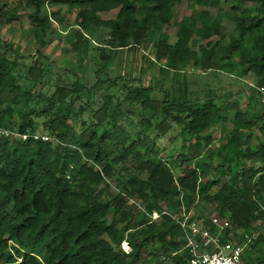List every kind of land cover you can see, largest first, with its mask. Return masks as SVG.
Returning a JSON list of instances; mask_svg holds the SVG:
<instances>
[{
  "label": "trees",
  "instance_id": "obj_1",
  "mask_svg": "<svg viewBox=\"0 0 264 264\" xmlns=\"http://www.w3.org/2000/svg\"><path fill=\"white\" fill-rule=\"evenodd\" d=\"M27 1L42 45L52 20L63 21L60 9L41 15L43 5L78 8L68 37L80 64L59 69L41 48L28 62L13 41L0 37V126L20 134L0 136V264H147L144 252L157 243L169 264H191L174 216L198 199L229 219L225 240L264 221V140L251 147L252 135L244 137L264 113L253 117L235 102L219 104L217 92L192 96L185 85L172 94L166 85L169 71L192 65L204 72L240 67L264 87V0H235L228 41L221 0ZM181 5L197 11L191 22L176 21L174 9ZM113 10L114 18L102 17ZM17 17L0 11L1 23ZM173 26L171 39L166 28ZM153 30L162 99L136 75L108 72L113 56L106 47L139 48ZM94 50L100 62L84 79L77 70L96 63ZM48 69L58 76L52 84L43 81ZM218 124L226 136L215 152L211 129ZM176 126L185 135L174 156L157 139ZM260 131L264 137V124ZM215 156L220 159L211 166ZM211 168L213 176L204 180ZM111 180L121 185L116 193ZM133 199L150 213L169 214L151 221L136 212ZM262 240L258 234L255 241Z\"/></svg>",
  "mask_w": 264,
  "mask_h": 264
},
{
  "label": "rangeland",
  "instance_id": "obj_2",
  "mask_svg": "<svg viewBox=\"0 0 264 264\" xmlns=\"http://www.w3.org/2000/svg\"><path fill=\"white\" fill-rule=\"evenodd\" d=\"M235 4V0H221L220 3L223 14L222 24L226 28V41H228L234 33L235 22L231 20L230 16L233 13V6ZM58 9H60L59 12L63 21L58 22L57 20H52L51 28L53 31H48L45 36L46 43L42 45L37 38L36 32L32 29L29 15L34 9L29 6L28 1L0 0V11L18 15V17L9 24L0 22V37L13 41L21 54L29 56L27 59L28 62H31L34 59L35 56L33 55L36 53L38 48H41L59 69L77 67L80 64V61L78 60L76 53L72 50L71 39L68 36L75 29L73 23L78 12V8L70 7L68 4L52 6L46 2L42 7L41 15L52 16V12ZM117 12L118 10H113L103 12L101 15L105 19L114 18ZM174 15L177 22L185 17L188 22H191L197 16V11L191 10L187 5H181L180 7L174 9ZM166 30L169 32L171 39H173L176 27H169L166 28ZM99 34H102V32L97 30L96 35ZM85 35H88V32H85ZM156 37L157 30H153L151 37L139 48L131 47L110 50L106 47L105 49L107 52H111L113 56L110 60L108 69V72L112 77H116L118 74H122L127 77L136 75L142 79L143 84L156 88L157 90H155L153 94L154 97L162 99L163 92L158 89L159 80L161 79L160 65L154 59V40ZM93 42H97V47H99L97 39H94ZM96 44L93 45V48ZM94 53L97 57V60L95 61L96 63L92 61L91 64L88 61L86 64L84 63L85 71L77 70L80 72L79 75L84 79H90L92 77L95 64L98 65L100 62L98 59L99 53L96 50H94ZM169 72L166 85L167 89H169L172 94H178L180 88L183 89L186 85L188 92L192 96L204 97L208 91L217 92L219 96H221L217 98V102L219 104H223L228 100L230 103L235 102L239 105V107L249 110L253 117L258 113H264V104L262 102L264 94L259 91V86L256 84V77L252 73L243 74L240 67H238L235 72L217 70L204 72L201 69L192 67V65H188L180 71L182 73L174 71ZM56 77L58 76L55 71L53 69H48L46 74L43 76V81L52 84ZM136 107L137 109L133 112L134 117H137L139 113V105H136ZM233 112L234 110H231L229 114L232 116ZM71 123L74 124L73 121H71ZM263 124L264 120L256 124L251 131H245L244 137L249 134L252 135L250 144H248L249 146L255 147L259 141L264 140L263 134L260 131V125ZM224 126L229 129V123ZM222 127L223 126L221 124H218L211 129L214 133L215 152L217 151L216 148L218 145L226 136V131L224 132ZM180 131L181 128L176 126L172 131L166 133L164 136H161L157 139L158 147L166 149L168 152L174 154V156H177V151L174 148H178L182 145L183 136L185 135L184 133L181 134ZM219 159L220 158L218 156H215L214 162L209 163L211 166H214ZM183 166L184 164L175 166V172L179 173ZM214 172L215 170L211 168L209 173L206 174L203 179L206 180L208 177H212ZM110 183L113 193H116L121 189V185H119L116 181L111 180ZM133 201L136 200L133 199ZM142 208L143 207L137 206L135 210L138 213H144ZM183 212H187L189 215L198 219L209 218L210 220L212 217L219 216L215 210L214 204L204 202L199 199L196 200V203L190 207L189 211L183 209ZM199 215H202V218H199ZM248 232L255 236V238L258 234H262L264 237V221H256ZM231 235L235 237L233 233H231ZM122 248L127 251L130 250L129 246L124 243L122 244ZM159 248L160 245L158 243L152 244L150 248L144 252L142 259L147 258V264H169L168 260L164 259V257L159 253ZM244 261L245 264H264V240L256 242L254 239V241L246 246Z\"/></svg>",
  "mask_w": 264,
  "mask_h": 264
},
{
  "label": "built area",
  "instance_id": "obj_3",
  "mask_svg": "<svg viewBox=\"0 0 264 264\" xmlns=\"http://www.w3.org/2000/svg\"><path fill=\"white\" fill-rule=\"evenodd\" d=\"M259 91L264 94V87H259ZM264 104V96L262 97ZM20 134L10 129L0 126V136L11 137ZM35 139L53 140L47 134H35ZM23 139L27 135L22 136ZM137 206L142 207L138 202L133 201ZM142 210L150 217L151 221L159 220L162 214H169L168 211L148 212L145 208ZM175 222L182 230L184 237V249L189 252L191 264H245L244 252L246 246L254 241L255 236L245 232L240 236L223 239L226 236V230L230 226V221L219 216L212 217L210 224H206L204 219H198L183 212L181 216H174ZM124 244H127L124 242Z\"/></svg>",
  "mask_w": 264,
  "mask_h": 264
},
{
  "label": "bare ground",
  "instance_id": "obj_4",
  "mask_svg": "<svg viewBox=\"0 0 264 264\" xmlns=\"http://www.w3.org/2000/svg\"><path fill=\"white\" fill-rule=\"evenodd\" d=\"M127 245V244H126Z\"/></svg>",
  "mask_w": 264,
  "mask_h": 264
}]
</instances>
